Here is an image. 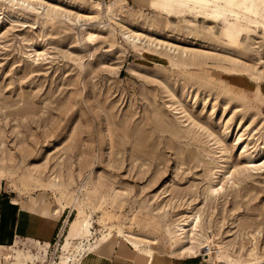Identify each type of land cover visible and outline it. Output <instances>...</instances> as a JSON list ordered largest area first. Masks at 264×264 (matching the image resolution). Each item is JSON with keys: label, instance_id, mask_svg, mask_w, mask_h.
I'll list each match as a JSON object with an SVG mask.
<instances>
[{"label": "rangeland", "instance_id": "374dc122", "mask_svg": "<svg viewBox=\"0 0 264 264\" xmlns=\"http://www.w3.org/2000/svg\"><path fill=\"white\" fill-rule=\"evenodd\" d=\"M189 7L0 0V193L41 194L68 219L51 245L0 247V264L123 248L134 262L119 230L163 259L210 247L211 264L264 262V169L246 170L264 162V11Z\"/></svg>", "mask_w": 264, "mask_h": 264}, {"label": "crops", "instance_id": "0c3cea01", "mask_svg": "<svg viewBox=\"0 0 264 264\" xmlns=\"http://www.w3.org/2000/svg\"><path fill=\"white\" fill-rule=\"evenodd\" d=\"M129 1L135 2L136 0ZM32 196L34 198H24L23 200L18 201L15 198L7 199L2 195V193H0L1 248H11L15 244L19 243L35 246V242H39L41 244L47 242L49 245H51L55 239L59 238V236H62V233L65 230V225L67 224L66 221H68L67 218L62 220L64 213H61L59 218L54 217L53 206L47 204L41 194ZM115 245L113 247H115ZM138 254L139 253H137V255ZM114 255L116 258H114ZM110 256L111 261L108 259L109 254H105V258L102 257L104 260L101 259L103 261L101 264H111L113 261H115L113 264H126V262L120 259V257L130 259L128 264H146L148 259V257H140V255H138L139 257L135 258L134 262L131 261L134 256L133 253L127 248H123L121 251L115 250V252L110 254ZM209 258L210 256L207 259L209 260ZM153 264L211 263L199 258H190L179 253H169L167 255V259H163V257H157L156 255L154 257Z\"/></svg>", "mask_w": 264, "mask_h": 264}, {"label": "bare ground", "instance_id": "6f19581e", "mask_svg": "<svg viewBox=\"0 0 264 264\" xmlns=\"http://www.w3.org/2000/svg\"><path fill=\"white\" fill-rule=\"evenodd\" d=\"M141 1L146 2L151 7L152 10L158 11L161 13H165V14H177V15H179L184 9L190 10L191 8L189 7V5L193 6L192 10H194L197 14H204V13H206V11H211L214 14L219 13L217 10L213 9L214 6L217 3H219V0H141ZM189 1H191L192 4H188ZM235 1H240V0H235ZM244 1L248 3V7L250 9H252L253 11H256L258 9V7H261L260 9H262L264 11V5L263 6L260 5L263 2L262 0H244ZM92 7L96 11H102V5L99 2H94L92 4ZM104 13L106 14L105 15L106 17H111L113 15L112 5L107 7V9H106V11H104ZM233 17L236 19L241 18V16L236 14V13L233 14ZM89 37H90L89 39H92V36H89ZM245 150H246V147L244 148L243 152H245ZM248 169H250L252 171L262 170V169H264V162H262V163L260 162L259 164H253V163L249 162V164L246 167V170H248ZM226 178L231 180L232 175H228V176H226ZM221 191H222V187H212V188H209V190H208L209 196H215ZM188 223L190 224L191 229L197 228L200 224V216H198V215L191 216L189 218ZM188 223L179 225L177 227V231L183 232L185 230L184 227H186V224H188ZM86 226L90 227L89 231H87V233L90 234V230L92 228V225L88 224ZM110 234L111 233H109L108 235H110ZM117 237L123 241L122 244L129 245L132 248V250L139 253L138 255H140V257H148L146 264H153L154 257L157 254L151 247L147 246L146 248L141 249L140 244L137 243L135 240L136 237L126 235L120 230L118 231ZM105 238H106V236L103 237V239H105ZM205 249H202V250H205V254L199 253L197 257H200V256L203 257L204 255L205 256H207V255L211 256L212 255L213 251L211 250L210 247H206ZM191 252L193 254L192 250H191ZM194 255H195V253H194ZM95 256H97V255H95ZM93 259L95 261V260H98L99 258L95 257ZM131 261H132V259H131ZM90 263H92V262H90L89 260L86 259L81 264H90ZM243 264H247V263H243ZM260 264H264V262L260 263Z\"/></svg>", "mask_w": 264, "mask_h": 264}, {"label": "built area", "instance_id": "2783aa9c", "mask_svg": "<svg viewBox=\"0 0 264 264\" xmlns=\"http://www.w3.org/2000/svg\"><path fill=\"white\" fill-rule=\"evenodd\" d=\"M203 254H205V253H203ZM200 258H201V260H204L202 256H200Z\"/></svg>", "mask_w": 264, "mask_h": 264}]
</instances>
